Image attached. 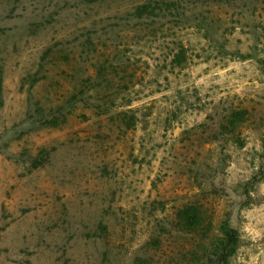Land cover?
Returning <instances> with one entry per match:
<instances>
[{
	"label": "rangeland",
	"instance_id": "1",
	"mask_svg": "<svg viewBox=\"0 0 264 264\" xmlns=\"http://www.w3.org/2000/svg\"><path fill=\"white\" fill-rule=\"evenodd\" d=\"M225 227L264 264V0H0V264H219Z\"/></svg>",
	"mask_w": 264,
	"mask_h": 264
},
{
	"label": "trees",
	"instance_id": "2",
	"mask_svg": "<svg viewBox=\"0 0 264 264\" xmlns=\"http://www.w3.org/2000/svg\"><path fill=\"white\" fill-rule=\"evenodd\" d=\"M177 223L182 230L188 232L199 231L207 227L204 209L197 203H188L177 211ZM211 224V223H210ZM238 236L233 228L222 229V237L216 245L214 256L219 264L226 263L228 257L234 252Z\"/></svg>",
	"mask_w": 264,
	"mask_h": 264
}]
</instances>
